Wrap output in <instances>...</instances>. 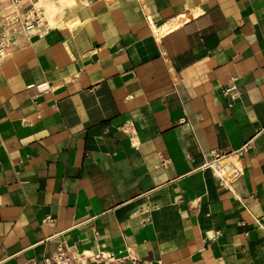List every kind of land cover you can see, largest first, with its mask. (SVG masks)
<instances>
[{"label": "crops", "instance_id": "obj_1", "mask_svg": "<svg viewBox=\"0 0 264 264\" xmlns=\"http://www.w3.org/2000/svg\"><path fill=\"white\" fill-rule=\"evenodd\" d=\"M61 21L0 30V264L60 244L264 264V0H79ZM212 150L239 169L226 185L198 167Z\"/></svg>", "mask_w": 264, "mask_h": 264}, {"label": "built area", "instance_id": "obj_2", "mask_svg": "<svg viewBox=\"0 0 264 264\" xmlns=\"http://www.w3.org/2000/svg\"><path fill=\"white\" fill-rule=\"evenodd\" d=\"M22 0H12V5L10 8L13 10L12 15L3 20L2 24H0V30L4 26L12 25L16 22H19L20 31H31L35 27L38 30L44 29L43 23L39 22V18L36 10L32 4H29L28 10L23 12V17L20 16L19 10L20 3ZM13 28L7 32L0 31V60L5 56L6 52L4 49L5 41L4 39H8L9 36L12 35ZM38 33V32H37ZM234 87V85L225 88L228 91L230 88ZM260 131L264 132V128L260 129ZM249 147L248 142H244L238 148L235 149V154L240 155L244 150ZM230 154L228 151H210L209 157L207 159H203V161L198 165L200 169H209L217 178L218 182L221 185H226L234 176L239 173V169L232 164L230 161L225 160V158ZM47 218V217H46ZM45 218V219H46ZM216 233H219L218 230ZM101 260L105 263H108L110 258V253L103 254L102 251L92 252L91 254H78L72 255L67 249L61 244L57 246L55 252H53L49 256L43 257L44 264H85L89 259Z\"/></svg>", "mask_w": 264, "mask_h": 264}, {"label": "bare ground", "instance_id": "obj_3", "mask_svg": "<svg viewBox=\"0 0 264 264\" xmlns=\"http://www.w3.org/2000/svg\"><path fill=\"white\" fill-rule=\"evenodd\" d=\"M79 0H37L34 2L33 6L37 12L39 22L43 23L44 20L48 21L49 25L61 24V16L63 14V9L69 4L78 2ZM181 17V16H180ZM72 21V20H71ZM181 22V21H180ZM178 24V20L175 19L171 25ZM170 25V26H171ZM169 26L164 25L159 29V32H163L168 29ZM35 27L33 30H37ZM86 254H91V251H84ZM83 253V254H85ZM104 254V252H103Z\"/></svg>", "mask_w": 264, "mask_h": 264}]
</instances>
